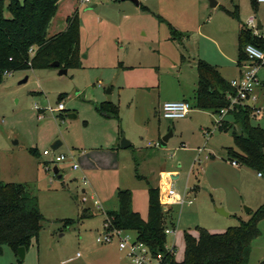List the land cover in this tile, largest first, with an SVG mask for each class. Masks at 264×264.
<instances>
[{
  "label": "rangeland",
  "instance_id": "obj_1",
  "mask_svg": "<svg viewBox=\"0 0 264 264\" xmlns=\"http://www.w3.org/2000/svg\"><path fill=\"white\" fill-rule=\"evenodd\" d=\"M137 1L60 0L46 33L64 30L67 15L77 11V65L61 75L54 67L4 74L0 179L24 183L36 195L45 221L23 260L18 261L5 245L0 264L127 262L117 239L96 241L104 230L100 210L117 202L118 189L131 191V206L143 219L148 214L149 187L159 188L162 196L167 188L176 192L170 203L173 225L166 219L172 232L166 234L165 243L173 247L176 260L183 255L185 232L196 236L197 227L223 231L247 222L264 202V170L258 175L244 164H232L228 150L239 149L231 130L217 128L218 113L192 107L183 119H165L158 110L166 96L182 88L193 104L198 58L216 65L226 77L234 76L238 28L253 16L260 21L258 35L264 38V4L216 0L211 7L208 0ZM8 2L1 3L6 17ZM235 7L237 17L226 11ZM257 78L256 98L248 103L260 109L251 123L264 127V66ZM108 101L116 105V116L97 108ZM58 104L60 109L51 110ZM223 120L232 123V114L226 113ZM123 138L128 146H120ZM56 140L60 145L52 149ZM44 150L50 153L44 155ZM59 154L65 158L52 161ZM165 169L176 170L177 177L163 185ZM184 193L192 200L190 205L175 202ZM81 208H89L94 216L77 221ZM219 208L227 214L219 213ZM63 219L75 222L64 227ZM257 226L260 232L251 241L247 264L264 262V218Z\"/></svg>",
  "mask_w": 264,
  "mask_h": 264
},
{
  "label": "trees",
  "instance_id": "obj_2",
  "mask_svg": "<svg viewBox=\"0 0 264 264\" xmlns=\"http://www.w3.org/2000/svg\"><path fill=\"white\" fill-rule=\"evenodd\" d=\"M0 0V83L6 72L29 68H50L52 61L58 68H72L78 61L79 18L77 11L66 17V27L47 35V27L53 18L60 0H9L10 16L1 12ZM256 5L255 0H251ZM237 17L235 10H226ZM174 35V31L172 30ZM237 66L246 60L243 47L251 43L264 51V38L254 35L249 27L241 25L237 31ZM183 58V56H182ZM196 89L193 107L218 113L229 107L227 93L234 89L216 67L203 59L196 61ZM57 68V67H54ZM57 68V69H58ZM264 85V83H263ZM107 115L116 116L117 107L112 102H103L97 107ZM233 122L222 120L216 124L220 130H231L239 152L228 150L236 163L244 164L261 173L264 170V127L251 123L253 107L234 104L228 108ZM262 174V173H261ZM117 207L103 212V222L109 229L133 231L137 240L143 242L152 254L161 253L168 264H247L251 241L259 234L257 222L264 218V202L252 213V218L238 225L228 226L221 232H211L197 227V235L184 233L183 255L176 260L173 247L166 243V219L173 225L170 207L163 210L157 187L148 188L147 218L143 219L131 206L132 193L129 189L116 192ZM89 208H81L77 221L94 216ZM45 218L41 214L36 195L24 183L4 182L0 179V253L8 246L16 255L19 246L25 250L32 240H37ZM64 227L72 225L71 219L62 220ZM106 228V229H107ZM18 261H20L17 258ZM264 264V262H262Z\"/></svg>",
  "mask_w": 264,
  "mask_h": 264
},
{
  "label": "built area",
  "instance_id": "obj_3",
  "mask_svg": "<svg viewBox=\"0 0 264 264\" xmlns=\"http://www.w3.org/2000/svg\"><path fill=\"white\" fill-rule=\"evenodd\" d=\"M85 2H91L92 0H82ZM257 3H263L264 0H255ZM246 26L249 27L254 35H258L257 21L255 18L248 17L246 20ZM243 52L246 55V60L240 65V74L238 77L229 80L230 86L234 89V93H227L226 98L229 100V107L232 108L234 104H248V101L254 100L255 88L260 85V81L257 78V72L260 66H264V51L257 46L248 43L243 47ZM7 73V72H6ZM62 107V104L51 110H58ZM253 107V113L258 114L260 109ZM191 108V104L187 100H170L165 101L160 106V114L165 119H180L186 116ZM228 108H222L218 112V119L216 124L223 120V116L227 113ZM41 116L40 114L38 115ZM50 152L44 150L43 154L48 155ZM65 157L62 154L55 155L52 161H61ZM232 164H236L235 161H231ZM76 167V164L73 165ZM258 175L261 173L258 172ZM170 178V177H169ZM166 197L169 199L176 196V192L171 189H166ZM187 195L184 193L180 195L175 202L178 204L190 205L191 199H186ZM173 201V200H172ZM170 201V203L172 202ZM169 203V202H163ZM162 204V203H161ZM108 222L103 223L104 230L100 236L96 237V241L100 243H109L113 238L117 239V246L120 250H124L128 257L127 264H168L164 262L163 255L161 253L152 254L149 248L141 241L137 240L135 235L129 230L122 229H108ZM107 228V229H106ZM174 230V229H173ZM165 234L171 233L172 228L165 227ZM172 248V247H171ZM79 255V253H77Z\"/></svg>",
  "mask_w": 264,
  "mask_h": 264
},
{
  "label": "crops",
  "instance_id": "obj_4",
  "mask_svg": "<svg viewBox=\"0 0 264 264\" xmlns=\"http://www.w3.org/2000/svg\"><path fill=\"white\" fill-rule=\"evenodd\" d=\"M199 59V58H198ZM197 59V60H198ZM208 62V61H207ZM210 63V62H209ZM196 65V64H195ZM212 65H214V64H212ZM237 65V64H236ZM215 67H216V69H217V66L216 65H214ZM237 72H236V74L234 75V76H231L230 78H228V77H226L225 75H224V71H221V69L219 70V69H217L218 70V72L220 73V75L224 78V79H226L227 81H229V80H231V79H233V78H236V77H238L239 76V74H240V68H239V65L237 66ZM195 69H196V66H195ZM196 80H197V74H196ZM195 89H196V83H195V87H194V89H193V91H192V96H193V101H194V96H195ZM170 100H187L190 104H191V108H190V110H189V112L186 114V116L185 117H187V116H189V114H190V112L192 111V107H193V104H192V102L187 98V91L184 89V88H182L181 89V91H179L178 93H176V94H172V95H168V96H166L165 97V99L161 102V104L163 103V102H165V101H170ZM161 104L159 105V108H160V106H161ZM158 110H160V109H158ZM185 117H183V118H185ZM183 118H180V119H183ZM258 174V173H257ZM176 176L177 177V175H176V170H174V169H165V170H162L161 171V182H162V184L163 185H166V184H168L169 183V179H174L173 177H171V176ZM170 177V178H169ZM175 177V178H176ZM164 187V186H163ZM159 189V188H158ZM159 199H160V202L162 203V202H169L168 204H169V206H170V201H172L173 200V198L171 199H169L168 197H166V195H160V191H159ZM182 205V204H181ZM116 207H117V202L115 203V204H113L111 207H107V208H102L100 211L102 212V211H106V210H109V209H116ZM92 211V210H91ZM136 211V210H135ZM93 212V211H92ZM85 219H88V218H85ZM209 231H211V230H209ZM131 232H133V231H131ZM211 232H221V231H211ZM134 233V235L136 236V234H135V232H133ZM37 241V240H36ZM119 249V248H118ZM11 250V249H10ZM120 250V249H119ZM12 251V250H11ZM123 253H124V257L127 259V262H125V263H123V264H127L128 263V257H127V255H126V252L124 251V250H121ZM12 253H13V251H12ZM13 255L15 256V258H16V255L13 253ZM80 255V254H79ZM182 258V257H181ZM180 260V259H179Z\"/></svg>",
  "mask_w": 264,
  "mask_h": 264
},
{
  "label": "water",
  "instance_id": "obj_5",
  "mask_svg": "<svg viewBox=\"0 0 264 264\" xmlns=\"http://www.w3.org/2000/svg\"><path fill=\"white\" fill-rule=\"evenodd\" d=\"M131 1H133L135 4H138V1H137V0H131ZM208 2H209V6H211V7H214V6L217 5V1H216V0H208ZM257 28H258V29L261 28V23H260V21H257ZM50 65H51L52 67H57V68H58V65H59V64H58L57 61H52V62L50 63ZM66 72H67V68H58V74H60V75H61V74H66ZM25 80H26V77H25L23 80H21V82H24ZM68 116H69V117H73L74 114H69ZM170 135H171V131H169L167 134H165V135L161 138V140H160V144H161V145H164L165 142L167 141V139H168V137H169ZM13 143L16 144L17 142H16V141H13ZM59 145H60V141L56 140V141L51 145V148H52V149H55V148H57ZM128 145H129V141L123 138V139L121 140V142H120V146L125 147V146H128ZM53 172H54V173H57V172H58V169H57L56 166L53 167ZM171 177L175 178L176 176H173V175H172ZM169 207H170V206H169V205H166V204H163V205H162L163 210H167ZM249 210H250V208H248V207L245 208V212H248ZM217 211H218L219 213H221V214H224V215L227 214V212H225L222 208L217 209ZM25 251H26V250H25V248H24L23 246H19V247L17 248V250H16V257H17L19 260H23V258H24V256H25Z\"/></svg>",
  "mask_w": 264,
  "mask_h": 264
}]
</instances>
